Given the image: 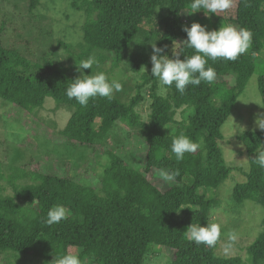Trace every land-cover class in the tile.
<instances>
[{"label": "trees", "instance_id": "obj_1", "mask_svg": "<svg viewBox=\"0 0 264 264\" xmlns=\"http://www.w3.org/2000/svg\"><path fill=\"white\" fill-rule=\"evenodd\" d=\"M63 1L85 16L78 63L90 52L101 51L112 56L114 68L125 62L139 74L146 66L149 75L143 76L137 93L127 102L116 96L110 100L98 97L84 107L65 94L71 81L80 76L77 70L71 72L56 58L37 64L16 49L0 46V98L27 113L41 109L48 98L70 107L73 113L61 135L75 147L95 151L92 161L73 175L66 163L53 164V170L36 164L12 167L6 176L0 159V255L52 264L55 257L74 254L75 249L82 264H145L157 246L171 253L170 264H245L239 256H217L222 231L213 248L197 246L184 233L193 223L205 227L213 223L210 215L219 204L216 191L233 171L220 147L222 127L258 66L262 67L258 88L264 106V0H236L233 9L221 16L212 14L211 19L203 11L194 13L213 24L209 31L219 30L217 23L221 22L248 29L252 43L236 61H208L217 73L215 82L189 85L183 95L174 85L164 87L166 95L158 91V82L151 77L153 51L130 58L127 53L143 27L151 25L158 26L153 34L157 47L167 46L164 55L174 44L177 52L191 55V49L178 44L187 39L183 28L190 26L184 14L190 12L191 0ZM38 4L39 0H30V10ZM160 13L163 18L157 22ZM231 74L236 75V85L228 89ZM149 83L151 111L145 121L138 107L145 101L143 91ZM181 108L192 112L187 120L177 122ZM119 124L134 132L142 146L134 148L131 159L112 148L114 139L110 137L109 166L103 175H97L98 151L101 156L104 153L100 145ZM170 124L178 126L174 134L166 133ZM180 133L195 142L203 139L205 151L186 154L177 161L170 145ZM238 141L249 155L250 170L246 181L235 186L233 203L241 206L251 201L264 208V169L251 161L255 149L264 147V131L245 132ZM161 169H178L181 175L169 184L160 178ZM3 183L13 195L2 194ZM55 205H63L68 216L48 226L44 220ZM248 252L252 264H264V233Z\"/></svg>", "mask_w": 264, "mask_h": 264}, {"label": "rangeland", "instance_id": "obj_2", "mask_svg": "<svg viewBox=\"0 0 264 264\" xmlns=\"http://www.w3.org/2000/svg\"><path fill=\"white\" fill-rule=\"evenodd\" d=\"M184 15L190 27L193 23H199L207 29L213 26L209 20L203 17L197 18L194 13ZM159 17L156 19L157 22L163 18V14L160 13ZM84 22V13L75 10L69 2L63 0H39L34 10H30V0H0V46L16 49L37 64H45L49 59L56 58L67 65L71 72H75L79 64L78 59L83 53ZM217 24L218 29L222 24L228 25L224 22ZM157 28L158 26L153 28L151 25H145L136 44L127 53V58L141 51L150 55L153 51L151 41H154L153 34ZM184 40L181 39L180 42ZM173 49L174 46L166 54L170 59L173 57ZM89 56H94L98 62L93 66L94 73L104 72L110 79H118L122 83V91L115 93L114 96L124 102L137 93L136 86L142 82L143 76L149 75L148 67L142 68L141 72L136 74L125 62L114 68L112 56L101 51H92L85 59ZM261 72L262 67L258 66L245 92L238 98L230 118L222 127L224 139L220 142V147L227 166L233 171L230 178L217 189L216 198L219 204L210 215L213 223L220 224L223 232V239L216 250L217 256H239L245 264H252L248 247L264 233V208L251 201L236 206L233 203V191L237 184L246 181V173L250 170L249 160H244L250 159L249 155L238 141L242 135L239 134V125L246 127L245 132H253L257 113H264V108L255 103H243L254 97L263 106L258 88V77ZM91 73L92 69L84 70L86 75ZM78 74L80 75L79 72ZM228 81V89L234 87L236 75L231 74ZM150 89L151 83L144 89L145 101L138 107L145 121H148L151 111ZM158 91L163 95L168 92L159 84ZM187 109L178 110L177 122L189 118L192 111ZM72 113L73 110L70 107L56 103L53 98H48L45 105L33 113L24 112L0 98V159L4 164V174L10 175L12 167L36 164L43 169L53 170V164L64 166L67 163L73 175L91 162L95 153L94 149L75 147L61 135ZM177 128V125L170 124L166 127V133L174 134ZM256 131L260 130L256 129ZM110 133L100 145L104 151L103 155L101 156L99 151L97 155L98 162L94 171L100 176L104 174L110 163L108 148L110 137L114 139L111 143L112 148L119 154L130 155L131 159L135 156L134 148L142 146L136 139L135 133L122 124L116 126ZM2 185L5 187L3 195H13L11 188L5 183ZM231 233H235L238 238L231 250L225 253L223 249ZM72 252L78 254L75 249ZM170 257L169 251L156 246L154 253L145 264H170ZM0 264L41 263L29 257L0 255Z\"/></svg>", "mask_w": 264, "mask_h": 264}, {"label": "clouds", "instance_id": "obj_3", "mask_svg": "<svg viewBox=\"0 0 264 264\" xmlns=\"http://www.w3.org/2000/svg\"><path fill=\"white\" fill-rule=\"evenodd\" d=\"M235 4L236 0H191L189 15L203 11L205 16L211 19L212 14L221 16V13L233 9ZM183 31L186 32L187 39L182 43L178 42V44L184 46L185 49H191V55H187L183 51L177 52L174 44V58L170 59L163 54L167 46L159 48L156 41H151L153 50L151 77L161 87L174 85L181 95L186 92L189 85L199 86L202 82L207 84L215 82L217 73L213 67L208 66V61H236L249 50L252 43V33L248 29L238 28L231 24H222L219 30L209 31L206 26L193 23L190 28L185 26ZM181 56L184 59H181ZM97 64L94 56H89L77 64L76 70L80 76L72 80L66 88L65 94L69 100H75L80 106L86 107L91 99L99 97L110 100L115 93L122 91L123 85L118 79H110L104 72H93V66ZM142 68L146 69V66ZM85 69H92L91 75L84 74ZM243 103H255L264 108L254 97ZM239 129V134H244L246 131V127L240 125ZM256 129L264 131V113H257L254 133ZM170 149L177 161H182L186 154H194L198 150L202 153L205 151L203 139L195 142L184 133L173 138ZM244 160L249 159L245 158ZM251 161L259 168L264 169V147L255 149V158ZM180 175L178 169L173 171L161 169L159 171L160 178L169 184L174 183ZM67 216L68 211L63 205H55L47 212L44 223L52 226L67 219ZM184 234L187 240L194 242L197 246L213 248L221 239V226L219 223H207L206 227L193 223ZM237 238L235 233L229 234L228 243L223 249L225 253L231 250ZM52 264H82V261L78 255L68 253L58 259L55 257Z\"/></svg>", "mask_w": 264, "mask_h": 264}]
</instances>
